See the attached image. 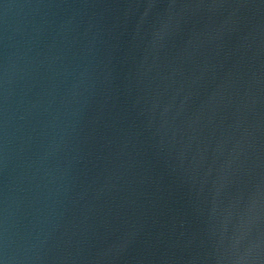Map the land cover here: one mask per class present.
I'll return each instance as SVG.
<instances>
[{"label":"water","instance_id":"obj_1","mask_svg":"<svg viewBox=\"0 0 264 264\" xmlns=\"http://www.w3.org/2000/svg\"><path fill=\"white\" fill-rule=\"evenodd\" d=\"M0 264H264V0H0Z\"/></svg>","mask_w":264,"mask_h":264}]
</instances>
